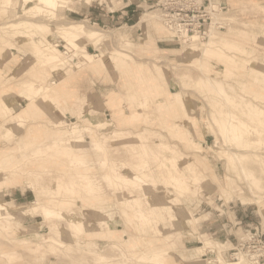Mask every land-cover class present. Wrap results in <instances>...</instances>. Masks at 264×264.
Instances as JSON below:
<instances>
[{
    "label": "rangeland",
    "instance_id": "374dc122",
    "mask_svg": "<svg viewBox=\"0 0 264 264\" xmlns=\"http://www.w3.org/2000/svg\"><path fill=\"white\" fill-rule=\"evenodd\" d=\"M121 1L115 7L93 0L83 9L90 7V16L72 20L61 14L65 23L105 31L121 59L110 66H53L42 89L72 75L70 104L61 99L70 97L41 98L43 90L28 89L25 70L36 65L29 44L16 43L7 63L8 49L0 51V82L14 89L3 93L7 115L0 107V204L11 215L0 225L14 229L0 228V264H264V216L255 204L264 202V125L245 109L246 103L264 109V0H175L169 11L207 15L205 33L192 38L169 27L164 0ZM68 2L60 0L65 11ZM4 14L0 25L19 22ZM95 14L111 22L94 20ZM25 15L16 14L27 22ZM35 20L28 22L33 29ZM37 21L57 30L45 16ZM212 42L232 44L228 55L238 58L236 65L206 53ZM94 45L87 52L97 59L101 49ZM70 58L76 61L77 53ZM207 78L232 87L241 107L214 94V85L201 82ZM220 112L226 127L230 116L246 122L239 138L222 134L214 123ZM168 126L190 143L173 138ZM167 245L164 261L149 260Z\"/></svg>",
    "mask_w": 264,
    "mask_h": 264
},
{
    "label": "bare ground",
    "instance_id": "6f19581e",
    "mask_svg": "<svg viewBox=\"0 0 264 264\" xmlns=\"http://www.w3.org/2000/svg\"><path fill=\"white\" fill-rule=\"evenodd\" d=\"M2 4H3V8H5L6 10H5V14H4V10L0 6V13L2 15L3 14L7 15L8 17H10L11 20L18 19L19 22H17L16 24H12V22H7V23H4V24L0 25V51L2 52L4 49H6V50L8 49L6 51L8 55L5 58L6 63H7V60L9 61V59L13 55L15 57V54L18 52V48L16 47V43L24 42V43H27V44L30 45V54L31 55H29V56H31V58H33L35 60V64L36 65L33 66V68L28 69V71L25 70V73L28 75V77L30 76V81H28V82L32 83L29 86L30 88H28V89L33 90L35 92V94H37V95H41V91L43 90L44 93L42 94V96H40L41 98L44 95H46V94H48V95L49 94H56L59 97L60 96L61 97L62 96L70 97V99L67 100V101L64 98H61L66 103H69L71 101L72 90H70L69 85L74 80H73V76L70 75V74H69V76H66L65 79L60 78L59 80H55V81L52 82L51 85H46L42 89L43 84L41 82L45 81V79L48 78L47 75H50L53 72V70H52L53 66L54 67H59L61 69V66L63 64H65V63H70L71 64L72 63V64H75L77 66H80L81 68L84 65H89V66L95 67L96 63H98V62H102L104 64V66H110L113 62H115V60H118V61L121 60L116 55V53L120 52V50H117L114 47L113 39L110 36H107L105 31L100 30V29L95 28V27H87L85 22L71 21V22L65 23V22L61 21V14L63 12H65V10L61 6L60 0H2ZM16 14H20V15H23V16L25 14H30L29 19H28L29 21L33 20V19H36L35 20L36 22H34V27L37 30V32H36L35 29L32 28V26H30L28 24L29 21L26 22V20H24V19H22L20 17L18 18V16H16ZM41 16H45L52 23L58 24L57 30L55 31V30L51 29L50 27L45 26V25L41 24L40 22H38L37 18H39ZM151 18H153V16ZM145 20L148 21V19H145ZM30 22H32V21H30ZM5 26H7V27H5ZM213 30H214V27H211V31H210L211 33H209V35L213 34V32H212ZM104 42H108V43H104ZM59 43H60V45L64 46L66 51H62L60 48H58L57 44H59ZM90 43H93L95 45H99V47L101 49V55L97 59H96L97 56H94V55L90 54L89 52H87L88 51L87 45H89ZM9 45H12L13 48L11 49ZM109 47L111 48L110 52H106L105 49H107ZM231 47H232V44H230V43H223L221 45H217V44H214L212 42L210 45H206L205 46V50L207 51L206 53H210V54L212 52L219 53V56H217V57L221 61H223L225 63H228V65H236V63L234 62V57L235 58H237V57L235 55H233V54H231L230 56L228 55V54H230L228 50H230ZM73 53H77V60L72 62L71 61L72 58H70V56ZM192 53L193 54H197V53H199V51L196 50V51H193ZM202 53H204V52H202ZM28 54H23V55L26 57V55H28ZM114 58H115V60H114ZM196 61H197L198 64L200 63L199 59H196ZM199 66L202 67V69H204L206 71H212V68L209 65H207V64L205 66H203L202 64H199ZM74 67H76V66H74ZM261 73H264V72L261 71L260 74ZM205 75H208V74H205ZM34 81L40 82L41 83V88L40 87L39 88H35L34 87V84H35ZM202 81H203V83L206 86L214 85V87L217 88V90L213 91L214 94L216 93V95L221 96L222 100L224 99L229 104L235 106V108L241 107L240 104L237 103V101H235V97H233L234 89L232 87L226 88L223 85L222 81H220V80L219 81L218 80H211L210 78H207L206 80L201 79V82ZM21 84H23V83H19V85H21ZM263 88H264V86H263ZM12 90H14V89L11 86L7 87V84H5L3 82H0V107L2 108V111H4V114H6V115H7V113L10 110L8 109L9 106H8L6 100L3 98V93H6L7 91H12ZM260 97H261V99H264L261 95H260ZM241 99H243V98H241ZM96 103H99V101L96 100ZM27 106H28V104H27ZM70 108H71V106H70ZM245 109L249 111L251 118L253 120H255V122H257L258 125H264V109H262L259 106L253 105L252 103H246L245 104ZM220 115H221L220 116L221 120H219L218 118H215L214 119L215 120L214 123L215 124L217 123V125L219 126L220 131L222 132V134H224L226 132H230L231 134H233L234 138L235 137L239 138L240 135L243 134L244 131L247 129L246 122L241 120L240 118H237L236 116H230L229 117L228 127H226L227 124L224 123V121H222V118L224 119L223 113L220 112ZM134 116H136V119H138V118H141L142 114L135 111ZM39 122H41V121H39ZM168 132H170V134L172 135L173 138H176L177 140H179V141H181L183 143H190L189 139L185 138L186 135L181 131V129H179V128L175 127V126H168ZM116 137H118V136H116ZM134 141H136V139ZM173 141H174V139H173ZM159 145L162 146L161 144H159ZM138 146H139V144H138ZM155 146L157 147V145H155ZM109 149H110V147H109ZM134 152H135V150H134ZM143 152H145V151H143ZM146 156H147V154H146ZM20 159H21V157H20ZM172 161H174V160H172ZM177 161L178 160H176V162ZM175 164H177V163H174V165ZM162 165H163V163H162ZM174 165L173 166L171 165V166L175 170ZM166 169H168V168L166 167ZM170 170H172V169H170ZM3 172L4 171L1 170L0 174L2 175ZM175 172H176V170H175ZM50 174H52V173H50ZM163 174H165V173H163ZM9 181L13 184L16 180H13V181L9 180ZM17 182L18 181H16V183ZM31 190H32V188H31ZM72 192H73V190H72ZM59 194H61L60 191H59ZM72 196H74V195H72ZM6 204L5 203L4 204H0V218H4V216H8V217L11 216V215H9L7 213V207H6L7 205ZM255 204L260 208L261 214L264 216V202L262 200L258 199V200H256ZM26 212H28V211H23L22 213H20V212L19 213H20V215H27ZM43 218H45V217L43 216ZM8 220H10V219L9 218H4V222L5 223ZM79 224H80V222L78 223V225ZM81 224L85 226V223L84 224L81 223ZM69 227H70V225L68 226V228ZM0 228H1V230L4 233H8V232L12 231L13 224L12 223L11 224H1ZM96 231L99 232L100 230H98L96 228ZM66 234H67V232H66ZM139 248L140 247H139L138 243H137V245H133V249L134 250H138ZM201 248H197L196 250L199 251ZM169 252H170V245H167V248H165V249L164 248H159L155 252L154 255L150 256L149 260L150 261H156V262L160 263L161 261H164V259H166L167 256H169ZM239 257H240V255H239ZM241 260H243V259H241Z\"/></svg>",
    "mask_w": 264,
    "mask_h": 264
},
{
    "label": "built area",
    "instance_id": "2783aa9c",
    "mask_svg": "<svg viewBox=\"0 0 264 264\" xmlns=\"http://www.w3.org/2000/svg\"><path fill=\"white\" fill-rule=\"evenodd\" d=\"M174 1L175 0H164V6L166 9L164 17L169 27L184 38H188L191 35L201 34L207 22V15L201 13V11L190 8L169 11V8Z\"/></svg>",
    "mask_w": 264,
    "mask_h": 264
},
{
    "label": "crops",
    "instance_id": "0c3cea01",
    "mask_svg": "<svg viewBox=\"0 0 264 264\" xmlns=\"http://www.w3.org/2000/svg\"><path fill=\"white\" fill-rule=\"evenodd\" d=\"M77 1H83L82 3H79L80 4V7H79V5L78 6H76V1H74V0H69V2H71L72 3V7H70L69 9H67L66 11H65V16L69 19V20H72L71 18H76L77 17V15H82L83 13H87L89 16H90V13H91V8L90 7H85V10H83L84 9V5L85 4H91V2L93 1V0H77ZM103 1H108V0H103ZM109 1H114V4H115V7L116 6H119L120 4H122V1L121 0H109ZM68 2V3H69ZM67 3V4H68ZM83 6V7H82ZM79 9V10H81V13H78V11H75L74 9ZM93 19L94 20H97V21H100V22H103V23H109V22H111V20L109 19V18H107V17H99V16H97V14H95L94 15V17H93ZM83 20V19H82ZM118 23V22H117ZM15 201V200H14Z\"/></svg>",
    "mask_w": 264,
    "mask_h": 264
}]
</instances>
